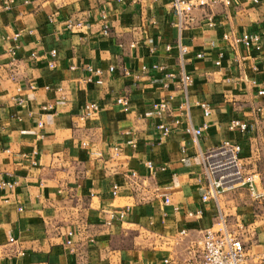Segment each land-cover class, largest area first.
<instances>
[{
    "label": "crops",
    "instance_id": "crops-1",
    "mask_svg": "<svg viewBox=\"0 0 264 264\" xmlns=\"http://www.w3.org/2000/svg\"><path fill=\"white\" fill-rule=\"evenodd\" d=\"M171 2L0 0V182L17 181L0 188V264H184L221 218L248 264H259L264 96L251 80H264V0L213 8V27L204 10L180 26ZM246 32L263 43L224 39ZM181 71L193 77L188 89L167 76ZM92 103L98 110L85 117ZM154 103L168 110L159 116ZM235 118L249 130H231ZM160 123L171 127L168 137ZM203 126L197 140L186 131ZM225 140L242 146L258 198L240 185L202 200L203 154Z\"/></svg>",
    "mask_w": 264,
    "mask_h": 264
},
{
    "label": "built area",
    "instance_id": "built-area-1",
    "mask_svg": "<svg viewBox=\"0 0 264 264\" xmlns=\"http://www.w3.org/2000/svg\"><path fill=\"white\" fill-rule=\"evenodd\" d=\"M123 1V0H118ZM135 3L143 0H133ZM252 2L258 3L259 0H251ZM233 4L232 0H172L171 7L179 17V25L190 24L195 21L194 11L204 10L206 11V18L208 25L211 27L215 26V19L212 14L213 8L217 6L230 7ZM73 23H69L68 27L72 28ZM76 26H82L81 23H77ZM110 27L108 24H104L103 33L108 35ZM224 39L231 40L233 45L242 44L246 48L258 46L263 43V38L258 33L246 32L241 36H233L224 34ZM155 48V47H154ZM167 48L171 47L167 45ZM189 49L187 46L179 45V54L181 56L187 55ZM201 57L202 54H197ZM1 59V54H0ZM220 62L218 61L217 64ZM155 70H163V66L154 65ZM114 70L113 67L110 68ZM253 70L258 71V66L254 65ZM143 71H149L148 67H143ZM168 78H174L177 80L185 89H188L193 83V77L186 71L180 73H168ZM252 84L257 87V94L260 97L264 96V80L258 81L257 79L251 80ZM117 102L124 106L125 110L129 109V102L126 98L120 97ZM184 105H182L183 107ZM202 106L206 109L208 105L203 103ZM153 111L157 115L161 116L168 110L167 103H154ZM98 110V105L95 103L86 106L85 117H90ZM176 123H179L176 120ZM231 130L240 131L245 133L249 130V123L242 121L241 119H232L229 125ZM161 130L163 137H168L171 134V127L165 123H160L157 126ZM186 131L193 135L194 139L197 140L204 131L203 127L193 128L187 127ZM121 151V148H115V153ZM242 146L230 140L223 141L220 145L203 154L205 175L208 181V190L202 196L204 202L211 198L217 199L219 195L226 191L232 190L240 185H247L251 191V194L255 197L260 195L256 192L255 175H245L243 172V164L241 158ZM147 166L152 169L153 164L148 161ZM133 178L137 177V173L133 172L131 175ZM17 185V181H1L0 188L12 189ZM119 190L118 185H113L112 194L117 195ZM166 203L170 202L168 196H164ZM125 211L120 212V217L125 216ZM200 213L197 212V214ZM190 215H193L190 213ZM115 215L112 213V218ZM187 231L182 230L181 235H186ZM73 232H69V236L72 237ZM11 241H14L12 238ZM67 244H72L71 239L67 240ZM202 248L198 253L195 247L189 249L188 256L184 259V264H248L249 255L248 251L237 234L230 231L227 227V222L224 218H221L217 222V227L206 229L201 239ZM23 254V253H22ZM169 259L165 260V263H170ZM259 264H264V255L258 258Z\"/></svg>",
    "mask_w": 264,
    "mask_h": 264
}]
</instances>
